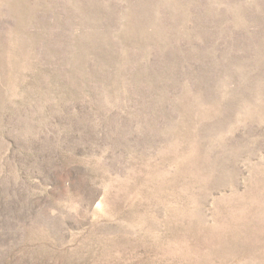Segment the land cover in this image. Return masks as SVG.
<instances>
[{
    "label": "rangeland",
    "instance_id": "1",
    "mask_svg": "<svg viewBox=\"0 0 264 264\" xmlns=\"http://www.w3.org/2000/svg\"><path fill=\"white\" fill-rule=\"evenodd\" d=\"M0 264H264V0H0Z\"/></svg>",
    "mask_w": 264,
    "mask_h": 264
}]
</instances>
